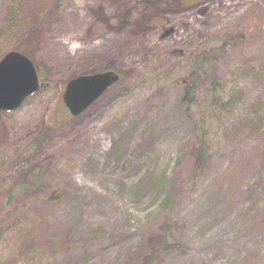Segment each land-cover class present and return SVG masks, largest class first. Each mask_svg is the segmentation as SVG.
Returning a JSON list of instances; mask_svg holds the SVG:
<instances>
[{
  "label": "rangeland",
  "instance_id": "rangeland-1",
  "mask_svg": "<svg viewBox=\"0 0 264 264\" xmlns=\"http://www.w3.org/2000/svg\"><path fill=\"white\" fill-rule=\"evenodd\" d=\"M51 9L29 57L43 89L0 112V201L22 166L43 176L0 204V264H264V0ZM102 70L119 82L69 116L66 80Z\"/></svg>",
  "mask_w": 264,
  "mask_h": 264
},
{
  "label": "trees",
  "instance_id": "trees-1",
  "mask_svg": "<svg viewBox=\"0 0 264 264\" xmlns=\"http://www.w3.org/2000/svg\"><path fill=\"white\" fill-rule=\"evenodd\" d=\"M54 2L56 3V0ZM54 2L53 0H7L4 17L0 22V57L9 50H17L27 57L32 56V46L37 45L39 38H42L47 33L44 25L49 19L48 16L52 18L56 15V12L51 9ZM194 2L202 4L205 0H179V5L187 6V4ZM212 54L213 52H199V56L195 57L198 67L204 68V70L211 68L214 63ZM39 76L41 84L36 94L41 92L43 88V76L41 73H39ZM235 96L237 99L233 101L239 99V94ZM232 99L220 100L217 97V105L227 108ZM46 129L47 127L43 125L39 133L34 137L33 144L27 150H22L18 158L21 156L24 158L25 163L28 162L29 158H31L29 157L31 152L38 148V141ZM22 167L15 172V175L8 180L7 185L3 187L4 198H1L0 201L1 213L25 195L36 191L41 185L43 179L41 167L28 169H25L24 166ZM4 184L0 183V187Z\"/></svg>",
  "mask_w": 264,
  "mask_h": 264
},
{
  "label": "water",
  "instance_id": "water-1",
  "mask_svg": "<svg viewBox=\"0 0 264 264\" xmlns=\"http://www.w3.org/2000/svg\"><path fill=\"white\" fill-rule=\"evenodd\" d=\"M118 80L119 75L113 70L77 76L66 83L62 102L76 116ZM38 88L36 70L25 56L10 51L0 59V110L17 109Z\"/></svg>",
  "mask_w": 264,
  "mask_h": 264
},
{
  "label": "bare ground",
  "instance_id": "bare-ground-1",
  "mask_svg": "<svg viewBox=\"0 0 264 264\" xmlns=\"http://www.w3.org/2000/svg\"><path fill=\"white\" fill-rule=\"evenodd\" d=\"M26 24V23H25Z\"/></svg>",
  "mask_w": 264,
  "mask_h": 264
}]
</instances>
